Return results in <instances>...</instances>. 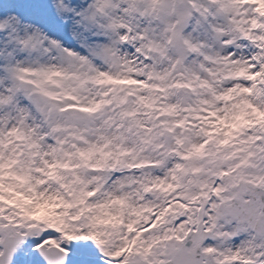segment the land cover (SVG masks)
Returning <instances> with one entry per match:
<instances>
[{"label": "snow or ice", "instance_id": "snow-or-ice-1", "mask_svg": "<svg viewBox=\"0 0 264 264\" xmlns=\"http://www.w3.org/2000/svg\"><path fill=\"white\" fill-rule=\"evenodd\" d=\"M0 264H264V0H0Z\"/></svg>", "mask_w": 264, "mask_h": 264}]
</instances>
